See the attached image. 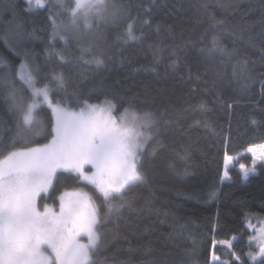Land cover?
<instances>
[{
  "label": "trees",
  "instance_id": "trees-1",
  "mask_svg": "<svg viewBox=\"0 0 264 264\" xmlns=\"http://www.w3.org/2000/svg\"><path fill=\"white\" fill-rule=\"evenodd\" d=\"M114 2L125 5L114 21L93 17L85 30L80 20L76 31L66 11L73 0H49L34 11H26L25 0H0V148L51 140V109L42 105L28 128L10 98L16 89L18 99L31 100L18 75L27 59L54 101L81 107L107 99L117 118L125 109L129 122L140 116L138 125L152 114L151 126L141 128L144 180L114 197L117 208L109 212L92 186L63 171L39 199L58 205L71 188L93 196L101 234L95 264H213V252L226 264H264L249 255L258 248L248 225L264 216V162L247 177L240 168L252 164L245 150L264 142V0ZM50 17L68 30H54ZM129 24L135 40L126 35ZM228 155L234 159L226 168ZM232 238L240 261L213 248V241Z\"/></svg>",
  "mask_w": 264,
  "mask_h": 264
},
{
  "label": "snow or ice",
  "instance_id": "snow-or-ice-1",
  "mask_svg": "<svg viewBox=\"0 0 264 264\" xmlns=\"http://www.w3.org/2000/svg\"><path fill=\"white\" fill-rule=\"evenodd\" d=\"M25 3L26 11H34L47 7L49 0H25ZM124 9L125 5L114 0H73V6L66 11L71 27L80 31L78 21L82 20L87 30L92 27L91 18L114 21ZM50 19L54 30H68V26L56 24L54 17ZM126 35L130 40L137 38L131 24ZM94 63L101 66L104 61L97 57ZM18 75L31 91V102L27 103L22 97L18 99L16 89L10 93L23 126L31 128L38 122L36 112L42 105L51 109L54 124L49 143L16 150L0 148V264H95L93 253L101 234L99 207L93 196L83 190L64 191L57 198L58 211L47 204L41 206L38 201L42 194L47 197L57 173L63 171L75 173L78 182L92 186L109 212L117 208L112 202L114 197L122 198L130 186L144 180L140 154L142 141L147 137L139 128L151 126L152 114L145 113L139 125L141 117L133 113L129 122L127 109L117 118L113 115L115 104L107 99L100 104L83 101V107L72 111L63 101L53 100L47 84L37 87L36 78L26 64L20 65ZM53 80L57 88L65 87L62 74L54 75ZM247 152L252 154L253 167L240 165L245 176L255 171L257 161L264 162V144L249 146ZM233 159L225 157L226 168ZM86 166L92 171H86ZM235 239L213 241V248L222 246L240 261L233 248ZM252 239L258 251L249 253L251 259L264 257V227ZM212 261L226 264L214 253Z\"/></svg>",
  "mask_w": 264,
  "mask_h": 264
},
{
  "label": "rangeland",
  "instance_id": "rangeland-1",
  "mask_svg": "<svg viewBox=\"0 0 264 264\" xmlns=\"http://www.w3.org/2000/svg\"><path fill=\"white\" fill-rule=\"evenodd\" d=\"M22 64H26V65L28 66V69L31 70V73H32V75L34 76L29 61H28L27 59H24L23 62L21 63V65H22ZM19 69H20V67H19ZM18 72H19V70H18ZM34 77H35V76H34ZM37 87H42V86L37 84ZM29 102H31V100H30ZM100 103H102V102H91L90 104H100ZM64 105H65V104H64ZM65 106L68 107V108H69L70 110H72V111H78L79 108H80V107H72V106H69V105H65ZM81 107H83V106H81ZM113 115L116 116L114 113H113ZM139 130L142 131L141 128H139ZM142 132H143V131H142ZM49 142H50V141H49ZM49 142H48V143H49ZM259 144H264V142H262V143H258V144H253V145H259ZM253 145H251V146H253ZM16 149H21V148H16ZM16 149H13V150H16ZM245 152H247V149L245 150ZM247 153H249V152H247ZM249 154L252 156L251 153H249ZM228 156H230V155H228ZM258 162H261V161H257L256 163H258ZM232 163H233V161H231L230 163H228V165H231ZM241 164L245 165L246 168L251 169V168L253 167V157H252V164H251V165H246V164H244V163H241ZM241 164H240V165H241ZM86 171H92V169H88L87 166H86ZM242 171H243V170H242ZM252 172H253V171H249V173L247 174V176H248L250 173H252ZM243 173H244V171H243ZM244 176H245V174H244ZM247 176H245V177H247ZM75 190H83V191H86V190H84V189H82V188H71V189H65L64 191L72 192V191H75ZM64 191H63V192H64ZM86 192H87V191H86ZM38 203H39V201H38ZM45 204L49 205L50 207L55 208V209L58 211L59 204H58V205H55V204H51V203H48V202H46ZM41 210H43L42 207H41ZM248 225H249L250 227H251V226H255V231H254V234L252 235V237H256V236H258V235H259V230L261 229V227H264V216L256 217V218H254L253 220L251 219L250 222L248 223ZM215 241H217V242H222V241H226V240H215ZM213 253L215 254V252H213ZM212 255H213V254H212ZM215 255L218 256L217 254H215ZM218 257H219V256H218ZM220 259L223 260V261H227V260H225V259H222L221 257H220Z\"/></svg>",
  "mask_w": 264,
  "mask_h": 264
}]
</instances>
